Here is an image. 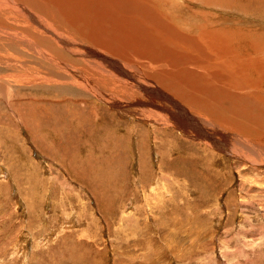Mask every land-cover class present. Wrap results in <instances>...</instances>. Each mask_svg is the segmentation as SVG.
<instances>
[{"label": "rangeland", "instance_id": "1", "mask_svg": "<svg viewBox=\"0 0 264 264\" xmlns=\"http://www.w3.org/2000/svg\"><path fill=\"white\" fill-rule=\"evenodd\" d=\"M152 2L173 27L192 38V48L254 51L264 61V0ZM4 39L0 264H264V164L223 152L236 143L233 137L247 142L245 133L250 145L264 149V82L262 86L257 80L264 78L259 66L241 69L246 79L242 86L231 81L220 55L208 57L228 75L214 70L204 74L209 69L201 71L200 61L189 65L190 60L173 53L175 69L162 67L154 91L140 79L135 84L143 90L127 89L132 86L123 84L135 81L125 80L113 85L126 87L128 97L114 89L115 100L101 102L75 84L56 88L36 83L37 72L56 74L55 66ZM112 50L124 59L120 49ZM55 52L86 69L67 49ZM131 54L130 60L145 74L156 72L159 62L153 56ZM18 55L26 64L14 65ZM169 83L183 89L185 101ZM161 91L165 95L159 98ZM150 103L184 127L180 120L187 122L186 117L208 124L221 132L213 137L223 145L213 150L205 134L187 133L175 122L158 123L150 113L157 109ZM155 125L167 128L156 141Z\"/></svg>", "mask_w": 264, "mask_h": 264}, {"label": "bare ground", "instance_id": "2", "mask_svg": "<svg viewBox=\"0 0 264 264\" xmlns=\"http://www.w3.org/2000/svg\"><path fill=\"white\" fill-rule=\"evenodd\" d=\"M197 2L199 3V1ZM170 5L171 4H169V6ZM159 9L152 0H0V39H11L14 44L20 46L19 49H31L40 54L48 63L55 66L56 74L53 73L55 70L35 73L37 77L36 83H47L56 88L66 86L67 84H75L80 90L88 92L91 90V93L94 94L99 101L101 100V102H103V99L105 101L109 100L108 102L115 100L117 94L113 92L114 89L122 91V94L127 97L130 95H128L127 89L132 90L134 88L136 91L139 89L143 90L139 84H135L137 83V79L143 82L145 88H150V90L154 91L152 87L158 85L154 80L157 78L156 76L159 75V72L163 70L162 67L165 66V68L169 70L175 69L172 56L173 53L179 54L180 58H185L188 61L190 60L188 63L189 65H191L192 62L197 63L200 61L202 64L198 67L202 68L201 71L204 69L208 71L209 69L208 72L204 71V74L214 70L218 74L228 75L225 72L217 70V67L214 68L211 62L212 59L208 57L209 53L214 56L220 55L224 59L223 69L229 72L228 76L232 77L231 75H233L231 81H235L242 86L245 85L242 81L245 79L243 77L245 73L243 72L244 70L241 71V69H244L245 66H259L260 73H262V77L264 78L263 55L253 50L252 53L250 51L249 53H241L240 51L239 54L236 52L238 49H214V47L213 49H203V45H201L202 47L199 49H194L192 48L194 45L192 38L187 35V33H182L183 31L180 32L181 30L177 27H173L169 23V18L166 17L164 13L162 14L159 12ZM201 32V36L204 37ZM8 39H4V41L8 42ZM204 44L206 46L209 45L207 41ZM57 49H67L77 60L86 63V69L76 67L75 63L64 60L60 55L65 54L55 52ZM112 49H116L118 52V49H120V53L124 56V59L116 56ZM131 53H145L147 56L149 54L153 56L155 60L153 62H159L157 66H154L156 72L152 75L145 74L140 68L141 66L138 67L135 62L130 60ZM195 56L196 59L194 60ZM15 58H18V60H15L14 65H17L16 62L22 64H26L25 62H27V60L19 55ZM13 61L14 60L11 62ZM213 62L217 63L218 61L215 60ZM203 64H206V66H202ZM125 66H127V71L124 68ZM235 74H238L240 79L236 78ZM17 76L18 75H16V77ZM16 79L18 80V77ZM225 79L227 80L229 78L225 76ZM260 79L261 78H257L262 85L264 79ZM125 80H134L135 82L134 84L128 82L124 83L123 85L126 87L132 86L127 89L126 87L120 89L119 86L113 85L114 83L122 84ZM22 81L24 80L22 79ZM24 83H29V81L25 79ZM172 85H174V83L170 84L169 87H172ZM202 86V89L207 88L205 83H203ZM245 88L248 90L247 87ZM171 89H176L180 92V99L185 101L186 98L183 89L173 87ZM192 90L193 88L190 89V92ZM261 90L262 89H260V91ZM260 91L259 93H261ZM161 93H157L156 96L160 98L165 95L164 91H161ZM159 100L162 101L161 99ZM206 103L210 102L207 101ZM143 105L144 107L147 106V104ZM234 105L236 107V104ZM166 108L171 113L172 108ZM214 108L215 107L212 105L209 106V109ZM217 108H219V105H217ZM156 109L157 110H147H151L150 113L152 114V118H155L158 123L171 124L170 122H175L172 115L170 117L163 114L158 108ZM241 113H244V111ZM185 120L188 123L184 120L180 121L184 123L186 127L182 126L179 121L175 122L173 125L193 135H197V133L207 135V141H204L208 146L213 147V150H218L219 146L223 145L220 140L215 139V136L213 137V134H221V132L211 130V128L207 130V126L200 125L190 117H188V119L186 117ZM219 122L222 121L220 120ZM242 122L243 121H241V123ZM155 127L154 141L158 140V133L164 128L157 125H155ZM205 128L206 131H204ZM247 130L249 131L250 129ZM167 132L169 133L170 140H175V137L171 135L173 132ZM179 134L184 138L188 137L184 136L182 133ZM238 134L239 133L236 135ZM244 136L247 142L239 139L238 136L233 137L232 142L236 143H228L230 144L229 147H225V149H228L223 152H230L229 155L232 159H242L250 164H255V162L264 164V149L259 148L257 150V147L255 149V145L249 144L250 141L248 142L246 133ZM162 138H167V136ZM245 143H248V145ZM168 147L170 149L175 148L172 144H169ZM201 163L206 167V164L203 162Z\"/></svg>", "mask_w": 264, "mask_h": 264}, {"label": "crops", "instance_id": "3", "mask_svg": "<svg viewBox=\"0 0 264 264\" xmlns=\"http://www.w3.org/2000/svg\"><path fill=\"white\" fill-rule=\"evenodd\" d=\"M150 104H152V103H150ZM152 105H154V104H152ZM154 106H155L156 108H158V109H159L160 111H162V112L165 111V110L161 109L160 107H158V106H156V105H154ZM165 112H166V111H165ZM205 124H206V123H205ZM207 127L210 128L209 125H207ZM205 130H206V128L204 129V131H205Z\"/></svg>", "mask_w": 264, "mask_h": 264}]
</instances>
